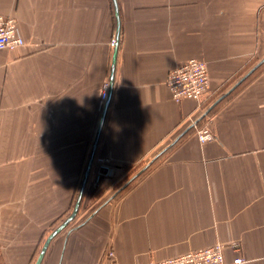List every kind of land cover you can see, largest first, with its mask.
<instances>
[{"label": "crops", "instance_id": "obj_1", "mask_svg": "<svg viewBox=\"0 0 264 264\" xmlns=\"http://www.w3.org/2000/svg\"><path fill=\"white\" fill-rule=\"evenodd\" d=\"M0 15L26 42L0 50V264H146L216 243L226 264H264V0H0ZM117 36L84 202L155 160L43 252L74 209ZM190 59L209 93L177 103L167 78Z\"/></svg>", "mask_w": 264, "mask_h": 264}, {"label": "built area", "instance_id": "obj_2", "mask_svg": "<svg viewBox=\"0 0 264 264\" xmlns=\"http://www.w3.org/2000/svg\"><path fill=\"white\" fill-rule=\"evenodd\" d=\"M26 44L19 32L18 22L13 17L0 15V50L15 51ZM113 39L111 46L115 47ZM166 86L177 103L190 99L202 101L209 93L210 76L207 63L200 59H190L187 63L170 71ZM110 82L105 84L102 92L101 103L108 100ZM197 137L201 143L214 140L215 136L208 126L195 125ZM238 249L239 245H235ZM225 245L216 243L212 246L192 250L187 253L169 257L163 260H151L146 264H226ZM109 257L115 256L114 251L109 252ZM245 260L241 257L234 260V264H242Z\"/></svg>", "mask_w": 264, "mask_h": 264}, {"label": "water", "instance_id": "obj_3", "mask_svg": "<svg viewBox=\"0 0 264 264\" xmlns=\"http://www.w3.org/2000/svg\"><path fill=\"white\" fill-rule=\"evenodd\" d=\"M116 40V44H115V51H114V55H113V60H112V74H111V79H110V93H109V96L112 95V92H113V86H114V71H115V64H116V58H117V52H118V36L115 38ZM251 73V72H250ZM248 73V75L250 74ZM247 77V75L241 80L239 81L229 92H227L226 94L222 95L210 108H208V110L203 114V118L206 117L210 112L211 110L218 104L220 103L226 96H228L245 78ZM109 103H110V99L107 100L105 102V105H104V109H103V114H102V118H101V121H100V124H99V127H98V131H97V134H96V137H95V140H94V144H93V148L91 150V153H90V156H89V159H88V162H87V166H86V170H85V173H84V176H83V180H82V183H81V186H80V189H79V194H78V197H77V200H76V203H75V206H74V209L71 213V215L66 219L65 222H63L50 236L49 238L47 239L46 241V244L44 246V249H43V252H45L50 244V242L53 240L54 237H56L63 229H65L74 219L75 217L77 216L79 210H80V207L82 205V201L84 199V195H85V191H86V186L88 184V180H89V177H90V173H91V170H92V166H93V162H94V159H95V155H96V150H97V146H98V143H99V140H100V136H101V132H102V128H103V125H104V122H105V118H106V114H107V111H108V107H109ZM200 122V120L196 121L191 127L193 128L195 125H197L198 123ZM189 129V130H190ZM187 131L183 132L186 133ZM182 134V135H183ZM181 135V136H182ZM180 136V137H181ZM178 137V139L180 138ZM177 139V140H178ZM155 159H153L150 163H148L145 167H143L137 174H135L131 179H129V181L119 189L118 192H121L122 190H124L127 186H129L135 179H137L142 173H144L149 167L150 165L153 163ZM117 192V193H118ZM116 193V194H117ZM115 194V195H116ZM114 195V196H115Z\"/></svg>", "mask_w": 264, "mask_h": 264}, {"label": "rangeland", "instance_id": "obj_4", "mask_svg": "<svg viewBox=\"0 0 264 264\" xmlns=\"http://www.w3.org/2000/svg\"><path fill=\"white\" fill-rule=\"evenodd\" d=\"M106 84V83H105ZM105 84H104V86H103V90H104V87H105ZM132 172V170H130V169H128V170H125L122 174H120V176H123V177H125V176H128L130 173ZM137 172H139V170L137 171ZM137 172H135L134 174H130L128 177L129 178H131V177H133ZM118 176H119V174H118ZM90 178V177H89ZM120 178H122V177H119V178H117V179H115L114 180V183H112V185L110 186V184L107 186V188H109V187H112V189H110V191H109V193L107 194V196L104 198V196L103 197H98L97 196V198H95V199H91V200H88V201H85L84 202V199H83V201H82V207H80V210H81V208H82V220L84 219V218H86L87 216H88V214H90L95 208H97L98 206H100L102 203H103V201L105 200V199H107V198H109V197H111L113 194H115L121 187H123L124 186V184H123V181L122 180H120ZM129 178H128V180H129ZM127 180V181H128ZM89 181V180H88ZM88 185V184H87ZM86 188H87V186H86ZM86 192V191H85ZM107 192V191H106ZM98 195H99V193H98ZM119 195V194H118ZM78 196V195H77ZM85 196V195H84Z\"/></svg>", "mask_w": 264, "mask_h": 264}, {"label": "trees", "instance_id": "obj_5", "mask_svg": "<svg viewBox=\"0 0 264 264\" xmlns=\"http://www.w3.org/2000/svg\"><path fill=\"white\" fill-rule=\"evenodd\" d=\"M139 168H140V167H136V169H135L134 171H132L131 173L134 174ZM131 173H130V174H131ZM130 174H129V175H130ZM129 175H128V176H129ZM128 176H126L125 179H123V184H124L125 182H127L128 178H129ZM122 191H124V190H122ZM78 192H79V191H78ZM121 193H122V192H120L119 195H120Z\"/></svg>", "mask_w": 264, "mask_h": 264}]
</instances>
